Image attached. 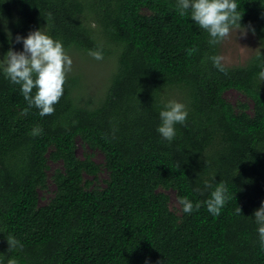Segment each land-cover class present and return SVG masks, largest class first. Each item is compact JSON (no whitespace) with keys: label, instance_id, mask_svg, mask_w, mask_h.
I'll return each mask as SVG.
<instances>
[{"label":"trees","instance_id":"obj_1","mask_svg":"<svg viewBox=\"0 0 264 264\" xmlns=\"http://www.w3.org/2000/svg\"><path fill=\"white\" fill-rule=\"evenodd\" d=\"M237 5L264 54V0ZM5 28L13 40L42 28L64 49L99 53L111 67L94 95H80V76L66 74L45 116L34 107L22 115L19 86L0 74L3 264H264L251 217L264 200V58L255 52L242 65L215 67L220 40L210 44L175 0H0L2 53L21 46L9 44ZM229 89L250 110L228 101ZM168 99L187 108L171 142L156 132ZM78 140L103 163L79 156ZM49 161L60 163L50 175ZM102 167L104 185L95 186ZM48 177L55 191L41 205ZM205 181L226 188L219 215L202 203ZM161 189L200 207L177 213ZM9 236L22 247L9 249Z\"/></svg>","mask_w":264,"mask_h":264},{"label":"clouds","instance_id":"obj_2","mask_svg":"<svg viewBox=\"0 0 264 264\" xmlns=\"http://www.w3.org/2000/svg\"><path fill=\"white\" fill-rule=\"evenodd\" d=\"M175 8L181 15H188L192 23L204 30L210 44H216L218 40L237 32L245 35V28L241 25L242 13L238 11L237 0H175ZM249 31L251 27L249 26ZM5 34L9 44L15 42L21 44L20 50H14L11 46L0 55V74L12 84L18 85L28 107L22 109L21 114H26L29 108H36L38 115H50L54 111V105L63 94V83L66 74L71 70V58L64 49L62 42L53 39L46 30L37 28L21 36L17 33L12 38V33L5 28ZM100 59L99 53L93 54ZM256 56L264 58L260 48L256 49ZM213 65L220 70L222 66L218 57H211ZM258 84L264 81V59L257 73ZM33 90H35L33 92ZM187 117L185 104L168 99L159 110V123L156 132L166 141L171 142L176 134L175 125L182 124ZM41 129L37 126L31 130L32 135H37ZM205 186L211 188L208 197L202 202L211 215H219L226 202V188L223 184H217L214 188L205 181ZM199 191V189H197ZM179 213H191L194 208H199L201 202L195 204L188 197H178ZM240 214V208H236ZM251 217L256 224L259 246L264 249V200H261L258 208L254 209ZM9 249L20 248L22 245L14 237L7 238ZM0 264H3L0 261ZM14 264V261H9ZM147 264V262H146Z\"/></svg>","mask_w":264,"mask_h":264},{"label":"rangeland","instance_id":"obj_3","mask_svg":"<svg viewBox=\"0 0 264 264\" xmlns=\"http://www.w3.org/2000/svg\"><path fill=\"white\" fill-rule=\"evenodd\" d=\"M245 35L241 36L239 30L236 34L232 33L228 37L220 39L218 58L224 65H242L256 52L259 46L257 36L248 30V27L244 26ZM27 31L24 35H26ZM23 35V36H24ZM21 46H17L14 50H20ZM70 56L72 64L71 70L67 74H77L80 76L81 87L78 92L80 95H85V92L93 93L103 90L107 82L108 70L111 67V63L104 61L103 59H96L95 56L87 54L82 50L70 48L65 49ZM3 53L0 49V55ZM107 69V73H106ZM225 98L232 104L236 105L238 102H245L248 104V110L251 108V101L247 99L242 93L235 89L226 90L224 93ZM85 152L91 153L92 159L99 163H103V154L99 150H91L84 147V145L78 140L77 154L83 156ZM60 166V163L49 161L48 174L50 175L53 169ZM106 171L102 167L99 171L98 178L94 182L95 186H103L104 179L106 178ZM89 178V177H88ZM90 179V178H89ZM169 196V206L172 210L179 213V208L175 191L173 189H161ZM55 191L54 183L50 177L47 179L46 189L39 190V204H45Z\"/></svg>","mask_w":264,"mask_h":264}]
</instances>
